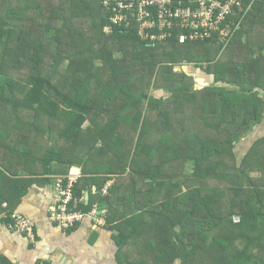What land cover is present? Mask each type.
<instances>
[{
  "label": "trees",
  "instance_id": "obj_1",
  "mask_svg": "<svg viewBox=\"0 0 264 264\" xmlns=\"http://www.w3.org/2000/svg\"><path fill=\"white\" fill-rule=\"evenodd\" d=\"M239 1L225 43L182 44L103 0H0V178L82 168L71 207L105 206L118 264H264V0Z\"/></svg>",
  "mask_w": 264,
  "mask_h": 264
},
{
  "label": "crops",
  "instance_id": "obj_2",
  "mask_svg": "<svg viewBox=\"0 0 264 264\" xmlns=\"http://www.w3.org/2000/svg\"><path fill=\"white\" fill-rule=\"evenodd\" d=\"M257 130L259 135H255ZM255 132L249 140L264 136V123ZM70 173L79 180L83 176V169L74 166ZM31 179L34 180L28 191L21 195L24 184L17 181L13 184L0 178L1 257L11 264H118L115 233L107 228L104 205L97 203L96 213H90L75 229L64 231L49 219L48 208L54 199L55 177L54 180H47L48 177ZM91 183L94 185L93 192L89 190L85 195L88 204L91 194L96 196L98 193L99 180ZM115 183L116 179L108 180L103 195ZM13 214L23 215L35 223V240H29L25 235L10 229L9 219Z\"/></svg>",
  "mask_w": 264,
  "mask_h": 264
},
{
  "label": "built area",
  "instance_id": "obj_3",
  "mask_svg": "<svg viewBox=\"0 0 264 264\" xmlns=\"http://www.w3.org/2000/svg\"><path fill=\"white\" fill-rule=\"evenodd\" d=\"M111 12L113 25L130 27L132 22L139 24V34L144 40H165L172 36L176 25L183 30L179 42L216 40L223 44L231 34L229 25L225 27L227 16L234 13V6H241L239 0H103ZM157 30V34H151ZM56 180L55 194L49 206V219L64 231L74 228L88 215L76 210L71 205L75 202L73 186L77 176L69 174L66 179ZM108 190H105L107 193ZM97 212V211H96ZM10 229L35 240L36 225L20 214H13Z\"/></svg>",
  "mask_w": 264,
  "mask_h": 264
},
{
  "label": "rangeland",
  "instance_id": "obj_4",
  "mask_svg": "<svg viewBox=\"0 0 264 264\" xmlns=\"http://www.w3.org/2000/svg\"><path fill=\"white\" fill-rule=\"evenodd\" d=\"M241 11H243V9ZM69 64H70V62L68 61V62L64 63V66H68ZM99 64H101L100 61H99ZM176 70L178 72L185 71V72H188L189 74L194 75L193 77L196 79L197 88H201V87H204L205 85L213 84V82H211L212 77L207 79L206 74L204 72H201L199 69L195 68L193 65L185 64L182 66H178V67H176ZM200 76H202V77L200 78ZM259 134H260V132H259V130H257V132H255V135H259ZM248 139H250V137ZM248 139H247V141H248ZM192 171H193V164L192 163H188V164H186V166H184V172H187L189 174ZM96 210H94V213H96Z\"/></svg>",
  "mask_w": 264,
  "mask_h": 264
}]
</instances>
